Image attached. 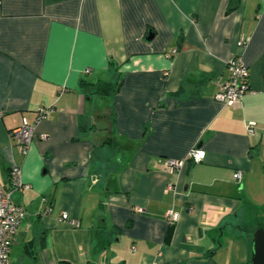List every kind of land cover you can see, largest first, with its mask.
Listing matches in <instances>:
<instances>
[{
    "label": "crops",
    "instance_id": "1",
    "mask_svg": "<svg viewBox=\"0 0 264 264\" xmlns=\"http://www.w3.org/2000/svg\"><path fill=\"white\" fill-rule=\"evenodd\" d=\"M234 55L250 89L228 106L215 92ZM118 80L108 96L81 85ZM196 146L202 161L167 169ZM13 166L29 187L9 264H245L264 224V0H0L6 187Z\"/></svg>",
    "mask_w": 264,
    "mask_h": 264
},
{
    "label": "built area",
    "instance_id": "2",
    "mask_svg": "<svg viewBox=\"0 0 264 264\" xmlns=\"http://www.w3.org/2000/svg\"><path fill=\"white\" fill-rule=\"evenodd\" d=\"M239 46H243L244 42H238ZM177 51L173 49L168 53V56L175 54ZM227 77L223 80L218 91L215 92V99L228 106H236L239 104L243 96L250 89L249 69L243 63L240 57L230 56L226 63ZM38 118H45L48 114L47 108H39ZM253 122L248 123V133L254 134L255 127ZM34 125L28 124L26 119H23L20 126L10 131V136L14 139L15 144L25 154L30 148L29 145L34 137ZM205 151L199 146L193 147L187 159L175 160L169 159L166 162V167L169 170L180 169L188 161L200 162L204 159ZM235 178L241 177L240 172L234 174ZM29 185L23 182L21 178L20 167L13 166L10 169V185L6 187L0 181V264H9L10 248L13 238L19 231L22 219L25 215V206L18 203L14 198V193L21 189L28 188ZM63 219L67 220L69 216L66 213L62 214ZM169 222L174 223L175 215L171 210L168 213ZM72 226L77 227L78 222L69 219Z\"/></svg>",
    "mask_w": 264,
    "mask_h": 264
},
{
    "label": "trees",
    "instance_id": "3",
    "mask_svg": "<svg viewBox=\"0 0 264 264\" xmlns=\"http://www.w3.org/2000/svg\"><path fill=\"white\" fill-rule=\"evenodd\" d=\"M121 81H115V82H111V81H96L95 83H89L87 81H83L81 83L82 87H86V88H90L92 89V94H99L101 96H108V95H114L117 91H119L120 87H121ZM259 227H264L263 225H260ZM173 229H174V223H172L169 228L166 231V236L164 241L166 243H169L172 239V235H173ZM253 232L249 233V243H250V247H249V257L246 261L245 264H250V257H251V246H252V238H253ZM60 264H67L64 261H61Z\"/></svg>",
    "mask_w": 264,
    "mask_h": 264
},
{
    "label": "water",
    "instance_id": "4",
    "mask_svg": "<svg viewBox=\"0 0 264 264\" xmlns=\"http://www.w3.org/2000/svg\"><path fill=\"white\" fill-rule=\"evenodd\" d=\"M251 243L250 264H264V227L254 230Z\"/></svg>",
    "mask_w": 264,
    "mask_h": 264
},
{
    "label": "rangeland",
    "instance_id": "5",
    "mask_svg": "<svg viewBox=\"0 0 264 264\" xmlns=\"http://www.w3.org/2000/svg\"><path fill=\"white\" fill-rule=\"evenodd\" d=\"M250 220H252V219H250ZM251 222H252V223H250V222H249V223L252 224V225H255V223H257V222H255V220H252ZM250 226H251V225H250ZM15 253H16V252H14L13 255H15ZM11 264H16V263H11Z\"/></svg>",
    "mask_w": 264,
    "mask_h": 264
}]
</instances>
